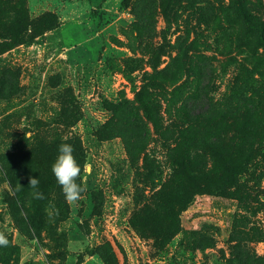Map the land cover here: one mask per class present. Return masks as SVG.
Returning <instances> with one entry per match:
<instances>
[{
	"label": "rangeland",
	"instance_id": "374dc122",
	"mask_svg": "<svg viewBox=\"0 0 264 264\" xmlns=\"http://www.w3.org/2000/svg\"><path fill=\"white\" fill-rule=\"evenodd\" d=\"M245 4L264 26V0ZM186 56L177 85L228 110V141L238 127L260 145L242 200L198 195L180 212L165 207L180 187L164 133L189 118L163 103L155 125L137 93ZM63 143L86 188L71 204L52 173ZM250 228L264 233V45L231 0H0V264H227L233 233ZM248 247L264 254V240Z\"/></svg>",
	"mask_w": 264,
	"mask_h": 264
},
{
	"label": "trees",
	"instance_id": "16d2710c",
	"mask_svg": "<svg viewBox=\"0 0 264 264\" xmlns=\"http://www.w3.org/2000/svg\"><path fill=\"white\" fill-rule=\"evenodd\" d=\"M144 2H141L135 11L138 22L134 29L141 35L144 32L142 26L148 23L153 15L151 6H141ZM231 6L243 26L255 31L258 42L264 45V26L252 16L245 0H231ZM19 12L16 19L20 20L23 15ZM187 56L186 59H174L168 70L151 75L149 82L137 93V100L142 106L145 118L155 125L162 124L158 113L163 103L169 108L180 104L176 113H185L189 118L187 123L176 128V134L172 137L164 133L166 140H172L173 147L170 149L169 158L175 167L177 185L180 187L176 190V196L168 190L165 192V195H168L165 207L171 209V205L176 203L180 212L187 210L198 195L238 198V192L247 184L248 178L243 180L244 176L252 174L250 165L258 155L259 149L256 145H260L253 136L243 139L247 134L238 127L231 130L233 137L228 141L229 128L225 122L228 110L218 103H193L194 94L189 87L186 89L183 85H177L186 70L193 67L189 66ZM201 66H206V63ZM176 95L180 103H173ZM136 120L137 116L132 112L124 118V122L130 124ZM202 148L208 150L205 155L199 152ZM206 158H210L211 164ZM32 207L38 214L43 210L41 202ZM196 238L202 239L198 246L205 248L203 237L193 234V239ZM263 240L264 233L254 228L233 233L229 241L235 244L231 246V257L227 264H264V254L259 255L248 247V243Z\"/></svg>",
	"mask_w": 264,
	"mask_h": 264
},
{
	"label": "clouds",
	"instance_id": "9594fccd",
	"mask_svg": "<svg viewBox=\"0 0 264 264\" xmlns=\"http://www.w3.org/2000/svg\"><path fill=\"white\" fill-rule=\"evenodd\" d=\"M58 156L52 165V173L56 181L61 186L65 199L68 203L77 202L86 188L77 183L81 175V167L74 156V148L71 144L63 143L58 148ZM39 179L28 177V187L33 189L35 199H44L43 193L37 191ZM9 241L5 235L0 232V246L6 247Z\"/></svg>",
	"mask_w": 264,
	"mask_h": 264
}]
</instances>
